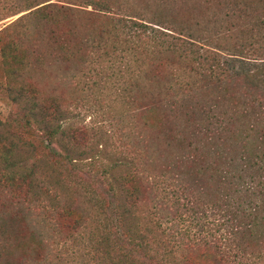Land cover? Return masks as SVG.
Masks as SVG:
<instances>
[{
	"label": "rangeland",
	"instance_id": "1",
	"mask_svg": "<svg viewBox=\"0 0 264 264\" xmlns=\"http://www.w3.org/2000/svg\"><path fill=\"white\" fill-rule=\"evenodd\" d=\"M92 1L107 5L108 13L92 9L89 0H0V170L6 167L4 159L13 163L8 155L3 159L1 145L8 147L10 141L16 143L18 139L13 133L22 134V129L13 121L20 112L12 102L17 98L15 92L24 96L35 94L45 104L56 97L61 107L67 106L73 113L65 123H73L78 129L84 127L75 134L73 141L68 139L67 145L64 140L51 143L50 154L33 152L16 143L20 148L13 159L20 172L30 174L35 184L51 192L54 190L61 201L64 197V203L79 213L83 223L73 232L74 245L70 238L58 235L50 226L53 238L34 251L32 243L27 245V230L21 221H10L11 225L7 226L11 231L8 264L25 261L29 264H128L130 261L148 264L152 256L166 264H222L217 256L206 255L204 244L192 241L194 232L188 231V237L183 234L182 231L188 230L187 224L189 227L191 222L194 224L191 215L181 207L161 202V197H165L162 196L165 189L175 185L166 182L167 178L174 181L182 177L184 183L192 184L195 173L203 174V165L215 162V151L231 152L233 147L240 148L239 141L245 129L242 118L226 120L233 128L227 141L215 146L208 138L211 134L222 133L223 124L218 125V116L205 120L199 114L192 119L167 114L160 100L152 99L156 96L143 94L136 99L138 93L131 102L128 100L126 109L119 101L123 95L117 98L107 95L113 101L95 95L96 89L90 85L98 82L96 77L86 81L91 89H78L71 94L74 100L70 101L64 94V84L59 86L55 78L85 61L90 41L108 38L114 45L119 43L122 49L127 40H133L135 48L140 50L146 46L152 53L146 61L149 76L161 82L169 64L176 65V74L194 85L190 91L195 96L194 105L209 107L214 100L228 108L227 116L237 117L234 104L244 99L264 101V73L256 77L251 86L243 77H226L232 71H225L222 59L198 54L177 59L172 53L182 49L156 45V41L149 39L128 38L127 30L121 27L137 19L146 20L139 16L147 15V19H165L187 31L207 34L212 10L223 13L225 6L238 5L247 8L246 16L251 22L257 18L264 21V0ZM235 29L236 36L227 32L215 43L221 49L233 48L237 52L248 51L251 47L264 49V44H253L242 28L236 26ZM256 31H261L264 38V29H255L253 33ZM114 54L118 56L119 51ZM184 54L187 53L183 51ZM97 56L95 53L92 58ZM7 122L9 130L5 127ZM151 152L157 158L154 165L159 164L156 168H152L154 165L150 166L152 162L145 157ZM196 181L200 185V179ZM131 188L138 189L140 201L129 207L123 194ZM17 207L18 203L0 191V223L13 211L18 213ZM50 215L53 219L56 214L53 211ZM204 216L212 221L208 211ZM60 227L62 235L69 234L65 227ZM261 236H264L263 222H259L253 240H257L255 243H258L264 264ZM254 263L261 264L260 260Z\"/></svg>",
	"mask_w": 264,
	"mask_h": 264
},
{
	"label": "trees",
	"instance_id": "2",
	"mask_svg": "<svg viewBox=\"0 0 264 264\" xmlns=\"http://www.w3.org/2000/svg\"><path fill=\"white\" fill-rule=\"evenodd\" d=\"M88 3L92 9L106 10L104 12L107 13L109 11V7L105 4L101 5V3L92 0H89ZM223 10V13L211 11L210 21L206 22L207 34L190 29L189 32L165 19L155 17L147 19L149 18L147 15L146 17L139 16L146 20L137 19L128 26L122 25L121 28L127 30L128 38H144L146 41L149 39L156 41V45L167 44V47L182 49L178 53H172L177 59L197 54L208 55L211 59L214 57L222 59L223 64L221 65L225 66V71H232L226 77L230 79L243 77L252 86L256 77L264 73V49L251 47L248 51L237 52L233 48L221 49L215 42H218L227 32L236 36L238 31L235 27L238 26L242 28L243 33L247 34L249 40H253V44L261 43L262 45L264 38L261 37V31L253 32L255 29H264V21L257 18L254 19L255 22H251L246 16L247 8L242 6L228 5ZM231 16H235V18L232 19ZM237 18L240 22L233 23L232 20ZM113 42L108 38L98 40V42L90 41L85 61H82L81 65L79 64L75 69L69 68L66 72L57 75L55 81L59 86L64 84V94L69 97L70 101L73 96L71 94L76 93L82 87L89 90L91 86L96 89L95 95L99 98H108L107 95L110 94L113 98L123 95L119 101L126 109L128 100L131 102L138 93L136 99L143 94L156 96L151 98L160 100L159 104L165 107L163 111L167 114L174 113L178 117L189 119L199 114L205 120L218 116L220 117L218 125L223 124L220 127L222 133L211 134L208 138L209 142L215 146L218 145V142H226L228 134L233 128V126H228L226 120L241 117L242 126L245 129L243 139L240 138L239 141L240 148L233 147L231 152L215 151L213 153L215 162L203 165V174L199 172L194 174L196 179H200V185L196 179L191 184L190 182L184 183L182 177L174 179V181L167 178L166 182L169 181L175 185L171 189L170 187L165 189L162 195L165 197H160L162 198L161 202L181 207L191 215L194 224L191 222V227L187 224L188 230L182 232L184 235L186 234V237H188V231L194 232L192 241L204 244L206 255L214 258L217 256L222 264H255L254 262L257 260L263 264L261 253H259L260 248L258 243H255L257 240H253V235L255 236L259 222L264 223V101L244 99L234 104L233 110L237 117L227 116L228 108L224 107L225 105L221 107L220 103L214 100V103H211L209 107L203 105L197 107L194 105L195 96L191 94L194 85L190 81L184 80L183 76L176 74L178 71L176 65L169 64L165 79L161 82L157 81L148 75L146 69V61L150 60L152 54L146 46L138 50L133 46L135 44L133 40H127L126 45L121 49L119 43L114 45ZM211 49L219 53H212ZM117 50L119 51L118 56L114 54V51ZM183 51L187 54L182 55ZM95 53H98V56L93 59L92 55ZM91 77H96L98 82H92L88 86L86 81ZM113 90L116 91L115 94L111 93ZM15 93L17 98L12 102L20 108V112L17 113L13 121L14 125L22 129V134H13L18 139L16 143L26 146L27 150L30 149L33 152L39 150L42 154L43 152L50 154L52 153L49 149L51 143H63L64 140L67 145L69 144L68 139L73 141L75 134L84 129V127L76 128L73 123H65L66 120L73 117V113L67 106L66 108L61 107L56 97H52L48 104H45L35 94L24 96L23 93ZM218 97L226 100L222 96ZM229 124L232 123L229 122ZM5 127L9 130L10 123L7 122ZM10 137L12 138V136ZM16 143L10 141L11 145L8 147H5L4 144L1 145L3 159L8 155L13 163H7L6 159L3 160L6 167L0 170V191L5 192L9 198L18 203L17 209L20 210L18 213L16 210L12 212L13 214H8L6 221L0 223V264L9 263L7 259L10 258L11 231H8L7 226L11 225L9 222L12 220L17 222L20 220L24 225L28 236L27 245L32 243V246L35 247L34 251H37L38 246L43 243L46 246L53 238V230L50 229V226L56 230L58 235L60 233V236L70 238L71 244L74 245L76 240L73 238V232H77L83 223L79 213L71 205L64 203V197L61 201L54 190L51 192L43 185L35 184V179L30 174L20 172L13 159L14 154L20 148ZM74 145L78 146L77 141L76 143L74 141ZM223 146L225 147V145ZM192 149L194 150V147ZM145 157L152 162L150 166L155 164L154 160L157 162V158L152 152ZM189 162L193 163V161ZM157 164L152 168H156L159 165ZM41 187L42 192L40 191ZM136 190L138 189L131 188L124 191L123 199L129 207L140 201L139 192ZM53 211L56 215L52 219L50 213ZM206 211L211 215L212 221L204 218ZM203 219L207 221H203ZM60 226L65 227L69 234L62 235ZM211 228L214 230L212 231ZM215 232H219L218 235ZM262 237L264 239V236L259 239ZM36 255L39 253L36 252ZM151 258L148 264H166L164 261L155 259L154 256ZM139 260L140 258L137 259V262ZM22 264H29V262L25 261ZM128 264L140 263L130 261Z\"/></svg>",
	"mask_w": 264,
	"mask_h": 264
}]
</instances>
